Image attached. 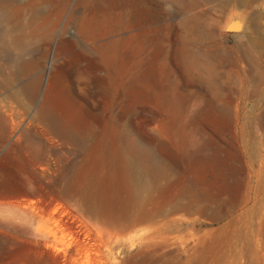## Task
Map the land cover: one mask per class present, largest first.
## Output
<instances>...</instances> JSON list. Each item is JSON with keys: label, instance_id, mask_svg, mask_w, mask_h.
I'll return each instance as SVG.
<instances>
[{"label": "rangeland", "instance_id": "obj_1", "mask_svg": "<svg viewBox=\"0 0 264 264\" xmlns=\"http://www.w3.org/2000/svg\"><path fill=\"white\" fill-rule=\"evenodd\" d=\"M228 1L0 0L27 65L0 88V264H264V0ZM55 76L67 127L39 116Z\"/></svg>", "mask_w": 264, "mask_h": 264}, {"label": "bare ground", "instance_id": "obj_2", "mask_svg": "<svg viewBox=\"0 0 264 264\" xmlns=\"http://www.w3.org/2000/svg\"><path fill=\"white\" fill-rule=\"evenodd\" d=\"M7 1L10 2L11 0ZM206 1L213 2L217 0ZM225 1V9H227V7L231 5V3L228 0ZM255 1L258 0H236L232 3V6L239 5L248 8L251 7V3ZM3 5L4 4L0 3V9L3 7ZM7 9L11 10L10 5H8ZM251 17V25L254 24V27H256L258 25L260 17H263V15L261 16L259 14H253ZM231 23L233 25L232 28L234 29H237V25H239L241 28L245 27L243 23H240L238 21H232ZM5 31L6 36H1L2 34H0V39H3L4 42H8V45H4V47L0 48V88L3 90L8 89L12 84H14L15 81L20 78L21 73L26 74L27 68V65L21 62L17 65V69L14 70L15 63H13V24L9 29H6ZM248 37L252 45L264 48V40L260 41L252 37L250 30L248 32ZM143 40V36L132 34L122 37L120 39H113L108 42H101L98 47L104 58V61L114 66L119 65L126 56L138 51ZM8 68L10 70H8ZM156 73L157 69L153 65H149L145 68H142V66L138 65L134 70L133 76L134 79L140 81V83L148 84L154 82ZM37 83L26 85L23 89V93L30 101H33L37 94ZM67 91L68 89L65 86L62 77H53L46 88L45 97L43 99L42 106L39 110V116L53 117V120H55L57 124H61V126L67 127L66 124H64L61 120L54 117L72 116L74 104L70 101L69 93ZM12 96L15 97V95L13 94ZM261 101L262 104H264V92H262L261 94ZM135 151L137 153V156L136 158L131 160V162L134 166L142 169V167L144 166V160H148L149 158H151V155L150 153L144 150L136 149Z\"/></svg>", "mask_w": 264, "mask_h": 264}, {"label": "water", "instance_id": "obj_3", "mask_svg": "<svg viewBox=\"0 0 264 264\" xmlns=\"http://www.w3.org/2000/svg\"><path fill=\"white\" fill-rule=\"evenodd\" d=\"M227 27H228V26H227ZM226 29L232 30V29H230V28H226Z\"/></svg>", "mask_w": 264, "mask_h": 264}]
</instances>
